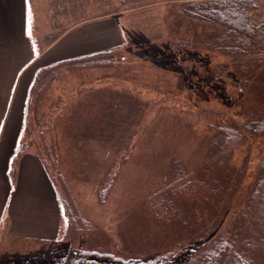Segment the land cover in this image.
I'll return each mask as SVG.
<instances>
[{"label": "crops", "instance_id": "crops-1", "mask_svg": "<svg viewBox=\"0 0 264 264\" xmlns=\"http://www.w3.org/2000/svg\"><path fill=\"white\" fill-rule=\"evenodd\" d=\"M191 1L206 0H0V264H58L65 259L72 264H136L125 256L90 252L91 246L115 252L132 237L127 229L129 241L123 240V231L118 244L117 232L98 226L77 205V213L94 230L74 235L75 211L64 207L65 199L37 154L36 140L43 132L50 152L58 150L64 144L59 136L68 128L83 143L74 151L98 150L107 120L128 118L139 103H152L155 97L147 88L153 86L142 83L146 90L139 92L138 81L126 75L138 66L128 59L135 53L129 48L132 40L150 39L131 24L143 23L139 18L147 14L149 26L163 25L171 7ZM257 19L262 21L263 14ZM83 57L95 62H70ZM103 57L105 62L96 63ZM43 69L54 74L39 85L44 79L35 78ZM25 141L24 152L15 158ZM68 199L74 201L70 193Z\"/></svg>", "mask_w": 264, "mask_h": 264}, {"label": "trees", "instance_id": "trees-1", "mask_svg": "<svg viewBox=\"0 0 264 264\" xmlns=\"http://www.w3.org/2000/svg\"><path fill=\"white\" fill-rule=\"evenodd\" d=\"M180 7L173 13L169 31L174 33L180 22L185 23L186 37L169 43L198 59L203 65L198 78L208 88L231 77L238 86L237 98L232 100L235 111L228 107L244 120L210 123L207 148L196 165L172 160L161 187L128 211L133 212L131 217H125L130 234L139 240L115 252L87 249L116 258L124 255L136 264H264V19L256 16L259 12L264 16V0L191 1ZM70 62L74 66L92 63L89 57ZM42 72L48 73L42 77ZM53 74L43 69L35 81L44 79L41 85ZM38 133L37 154L55 183L59 173L52 169L55 159L44 133ZM254 139L258 145L251 159L256 161H250L245 147ZM28 143H20L15 158ZM103 198L98 190V200ZM63 204L75 211L74 235L94 230L71 199ZM58 264L72 263L65 259Z\"/></svg>", "mask_w": 264, "mask_h": 264}, {"label": "rangeland", "instance_id": "rangeland-1", "mask_svg": "<svg viewBox=\"0 0 264 264\" xmlns=\"http://www.w3.org/2000/svg\"><path fill=\"white\" fill-rule=\"evenodd\" d=\"M179 8L180 4H175L169 9L163 25L149 26L147 14L139 18L143 23L131 24V28L138 31L144 29L143 33L150 39L137 37L132 40L129 48L135 53L128 59L138 66L126 75L132 74L138 81L139 92L146 90L143 84L153 86L147 88V94L155 97L152 103H139L138 111L128 118L107 120L106 134L100 138L104 142L98 150L83 147L82 151H74L83 143L70 135L71 129L67 128L59 136L64 144L50 152L55 159L52 169L59 170L58 175L55 174V185L61 196L67 199L70 193L86 216L96 219L98 226L105 230L110 226L109 229L117 232L118 240L120 233L130 228L129 224L126 228L124 224L125 217L133 213L128 211L161 187L173 159L186 166L197 164L207 148L210 123L228 119L241 124L244 120L242 115L229 110L230 107L235 111L232 100L237 98L238 88L231 77L225 76L219 84L213 85V89L208 88V83L198 78L203 67L198 59L186 56L185 48H175L169 43L174 38L186 37L187 24L182 22L176 32H166L172 17L173 20L176 17L173 13ZM158 48L163 51L157 52ZM152 50L156 54L146 56ZM105 60L103 57L96 63ZM47 122L41 121V125ZM257 145L254 139L245 147L250 151V161H256L251 158ZM98 190L104 197L102 204L96 200ZM245 194L246 189L242 188L240 196ZM110 219L116 220V224L108 225ZM122 236L129 241L127 231ZM130 236L133 242L141 238ZM118 240L116 242L121 245ZM74 256L77 258L76 254Z\"/></svg>", "mask_w": 264, "mask_h": 264}]
</instances>
